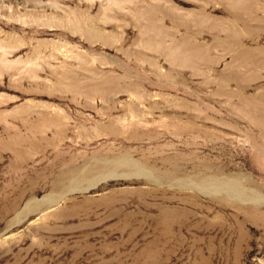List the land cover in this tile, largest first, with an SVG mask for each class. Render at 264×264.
<instances>
[{"label": "rangeland", "instance_id": "1", "mask_svg": "<svg viewBox=\"0 0 264 264\" xmlns=\"http://www.w3.org/2000/svg\"><path fill=\"white\" fill-rule=\"evenodd\" d=\"M0 264H264V0H0Z\"/></svg>", "mask_w": 264, "mask_h": 264}, {"label": "bare ground", "instance_id": "2", "mask_svg": "<svg viewBox=\"0 0 264 264\" xmlns=\"http://www.w3.org/2000/svg\"><path fill=\"white\" fill-rule=\"evenodd\" d=\"M211 184V183H210ZM254 198V197H253ZM262 201V198L260 197H255L254 198V202L258 204V202H261Z\"/></svg>", "mask_w": 264, "mask_h": 264}]
</instances>
